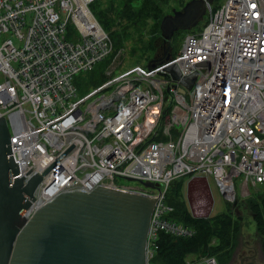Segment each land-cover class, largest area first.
I'll list each match as a JSON object with an SVG mask.
<instances>
[{"label": "built area", "instance_id": "2783aa9c", "mask_svg": "<svg viewBox=\"0 0 264 264\" xmlns=\"http://www.w3.org/2000/svg\"><path fill=\"white\" fill-rule=\"evenodd\" d=\"M96 1L0 0V118L19 179L34 166L23 184L42 176L21 217L99 186L158 198L146 241L152 264L159 232L194 234L169 218L176 181L211 180L230 204L264 190V0L207 3L205 27L188 33L175 57L106 72L81 95L76 76L114 50L90 10ZM173 66L196 74L192 89L172 78ZM128 179L159 188L128 187Z\"/></svg>", "mask_w": 264, "mask_h": 264}, {"label": "water", "instance_id": "95a60500", "mask_svg": "<svg viewBox=\"0 0 264 264\" xmlns=\"http://www.w3.org/2000/svg\"><path fill=\"white\" fill-rule=\"evenodd\" d=\"M214 1L190 0L181 10L164 16L160 28L166 51L171 50L175 33L197 26L206 14L207 3ZM170 58L168 54L166 59ZM169 72L175 81L193 88L196 74L182 77L175 66ZM179 89L186 92L184 87ZM9 138L8 124L2 117L0 264H146L147 235L158 198L99 186L91 192L63 193L26 222L21 215L30 200L34 201L42 176L38 174L23 184L22 179L36 166L19 179ZM140 183L146 188H159Z\"/></svg>", "mask_w": 264, "mask_h": 264}, {"label": "trees", "instance_id": "16d2710c", "mask_svg": "<svg viewBox=\"0 0 264 264\" xmlns=\"http://www.w3.org/2000/svg\"><path fill=\"white\" fill-rule=\"evenodd\" d=\"M122 6L118 9L111 4L104 7L102 0H97L90 5V10L102 27L109 33L114 50L112 54L95 69L87 73L91 78L88 84L82 82L83 75L76 76L74 82L81 95L86 94L91 87L101 85L106 81L105 72L101 66H108L114 54L135 36H145L146 25L151 23L149 41L138 47L136 44L131 49V56L139 55L146 60L143 65L149 63L159 64L166 60V55L159 57V44H163L161 37V22L164 14L160 13L158 0H118ZM162 2L165 0H161ZM183 5V4H182ZM142 42L141 39L138 40ZM176 52L170 54L175 57ZM141 65V64H134ZM104 66V68L106 67ZM92 78L94 80H92ZM172 98H168L166 116L171 110ZM185 179L173 183L166 196V202L173 207L174 211L169 218L194 230L189 237H178L165 232H159L156 242L155 257L152 264H187L190 256L197 259L215 257L218 264H227L231 260L237 246L238 235L241 232V218L234 217L230 212H222L209 218L194 217L184 200L183 189ZM238 204L236 202L233 205ZM227 203V209H231ZM248 208L256 224L258 234L264 237V190L263 194L248 200Z\"/></svg>", "mask_w": 264, "mask_h": 264}, {"label": "rangeland", "instance_id": "374dc122", "mask_svg": "<svg viewBox=\"0 0 264 264\" xmlns=\"http://www.w3.org/2000/svg\"><path fill=\"white\" fill-rule=\"evenodd\" d=\"M104 3V7L109 6L111 4H114V6L118 9H121L122 6L118 0H102ZM190 0H165L161 1L158 0L160 5V13L164 14L165 16L172 13V10L176 9H182L184 5L189 2ZM224 0H215V3H221ZM183 4V5H182ZM164 18V17H163ZM207 15L204 16V18L198 23L197 26L192 28L191 30H179L175 33L172 41H171V50L166 51V45L159 44V50H158V56L162 57L164 55L173 54L176 52L177 54L181 51V48L183 47L184 40L186 38V35L190 32H199L203 30L206 24ZM151 23L146 25V34L143 37H137L135 36L131 41L127 42L118 52H116L111 59V62L108 66L104 68V66H101L100 69L104 70V72L109 71H117L121 72L124 71L130 67H132L134 64H141L143 65L146 60H137L141 59L139 55H132L131 56V49L137 44L138 47H142L143 44L149 41L148 35H150V28ZM141 39L142 42H139L138 40ZM147 67V65H145ZM82 82L84 84H88L91 81V78L89 76H86V73L83 75ZM92 80H94L92 78ZM125 186L132 187V188H138V189H148L144 187L139 181H129V180H123L122 181ZM211 188L214 192V195L216 197V204L213 210V215H217L222 212H230L232 216L238 218H241V232L238 235L237 240V246L235 248V251L233 253V256L231 260L227 264H231V262L235 261V256H239L240 260L243 258L241 255V252L245 249L252 250V252L256 255L257 260L262 262L264 264V237L258 234L256 229V224L253 221V218L251 217L249 208H248V200L259 197L263 194V189H253L251 191V194L249 198H240L238 200V204L230 205L231 209H227V203L223 199V197L219 194L216 185L213 181H211ZM184 196V195H183ZM185 197V196H184ZM186 205L187 201L184 198ZM155 257V255H154ZM151 260V263H153V259ZM195 256H191L187 259V263L195 262ZM250 261V260H249ZM236 263V262H234ZM248 264H251L248 262ZM253 264V263H252Z\"/></svg>", "mask_w": 264, "mask_h": 264}, {"label": "crops", "instance_id": "0c3cea01", "mask_svg": "<svg viewBox=\"0 0 264 264\" xmlns=\"http://www.w3.org/2000/svg\"><path fill=\"white\" fill-rule=\"evenodd\" d=\"M184 198L187 201V207L190 213L197 218H209L213 215V210L216 204V197L211 188V180L206 178H195L185 182L183 189ZM242 259L235 256V261L231 264H263L259 262L252 250H243L241 252ZM191 257V256H190ZM250 260V261H249ZM194 264H203V259L195 258Z\"/></svg>", "mask_w": 264, "mask_h": 264}, {"label": "flooded vegetation", "instance_id": "af4514ba", "mask_svg": "<svg viewBox=\"0 0 264 264\" xmlns=\"http://www.w3.org/2000/svg\"><path fill=\"white\" fill-rule=\"evenodd\" d=\"M178 10H181V9H178ZM172 12H173V10H172Z\"/></svg>", "mask_w": 264, "mask_h": 264}, {"label": "bare ground", "instance_id": "6f19581e", "mask_svg": "<svg viewBox=\"0 0 264 264\" xmlns=\"http://www.w3.org/2000/svg\"><path fill=\"white\" fill-rule=\"evenodd\" d=\"M212 88V87H211Z\"/></svg>", "mask_w": 264, "mask_h": 264}]
</instances>
